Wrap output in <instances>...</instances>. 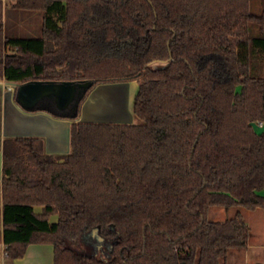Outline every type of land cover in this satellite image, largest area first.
Segmentation results:
<instances>
[{
  "label": "trees",
  "instance_id": "16d2710c",
  "mask_svg": "<svg viewBox=\"0 0 264 264\" xmlns=\"http://www.w3.org/2000/svg\"><path fill=\"white\" fill-rule=\"evenodd\" d=\"M41 12L39 36L0 25V78L92 80L74 106L70 152L41 139L3 149V240L10 258L34 243L54 264H222L253 233L241 210L211 220L212 207L264 209V7L252 0H17ZM11 49V50H10ZM166 64H155V62ZM138 82L137 123L80 121L99 84ZM42 206V212L35 211ZM57 215L58 220L50 218ZM108 254L78 253L66 238L91 230Z\"/></svg>",
  "mask_w": 264,
  "mask_h": 264
},
{
  "label": "crops",
  "instance_id": "0c3cea01",
  "mask_svg": "<svg viewBox=\"0 0 264 264\" xmlns=\"http://www.w3.org/2000/svg\"><path fill=\"white\" fill-rule=\"evenodd\" d=\"M16 1L0 0V25L4 26L6 33H8V20L11 16L15 21L25 18L26 21H30V17L34 15V13L31 15L19 13L21 11L13 7ZM41 22L42 17L40 28ZM137 83V81H131L99 84L89 93L83 103L79 120L102 123H137L138 119L133 112V99L135 98L133 95L137 92ZM13 84H15L14 89L11 88ZM15 91L16 83L0 78V264H54L55 248L50 243L30 244L25 255L20 258H10L6 253L3 240V149L4 142L8 138L34 137L42 140L47 154L64 156L71 149L70 133L73 121L56 117L46 111L24 110L16 101ZM42 209V206L35 207L37 213H41ZM50 220L56 222L57 215H53ZM250 246L248 243L247 248ZM258 263L261 264V262Z\"/></svg>",
  "mask_w": 264,
  "mask_h": 264
},
{
  "label": "rangeland",
  "instance_id": "374dc122",
  "mask_svg": "<svg viewBox=\"0 0 264 264\" xmlns=\"http://www.w3.org/2000/svg\"><path fill=\"white\" fill-rule=\"evenodd\" d=\"M264 7V0H252V8L255 12H261ZM21 12L31 15L33 12ZM22 15V14H19ZM21 17V16H20ZM19 17V18H20ZM42 13L35 12L30 21L25 19H18L15 21L12 16L8 20V34L10 36H39L40 21ZM22 18V17H21ZM11 50V49H10ZM264 75V69L258 71ZM138 84V83H137ZM136 88V87H135ZM137 89V88H136ZM135 92V91H134ZM135 96V93L133 97ZM134 100V99H133ZM264 194V191L262 192ZM241 210L243 217L250 226L253 233L249 240L250 247L243 250H230L227 259L222 264H264V209L248 210L236 207H212L209 211L208 217L211 220H226L236 215V212ZM111 238L99 233L98 229L86 232L78 237L66 238L67 246L73 248L78 253L95 254L100 258H105L109 251Z\"/></svg>",
  "mask_w": 264,
  "mask_h": 264
},
{
  "label": "water",
  "instance_id": "95a60500",
  "mask_svg": "<svg viewBox=\"0 0 264 264\" xmlns=\"http://www.w3.org/2000/svg\"><path fill=\"white\" fill-rule=\"evenodd\" d=\"M155 64L166 63L158 61ZM92 86V80H31L16 83L15 98L27 111L35 110L43 100L50 99L59 112H65ZM252 126L258 135L264 132V124L252 123Z\"/></svg>",
  "mask_w": 264,
  "mask_h": 264
},
{
  "label": "built area",
  "instance_id": "2783aa9c",
  "mask_svg": "<svg viewBox=\"0 0 264 264\" xmlns=\"http://www.w3.org/2000/svg\"><path fill=\"white\" fill-rule=\"evenodd\" d=\"M13 85H14V86H11L12 89H14V87H15V84H13ZM260 125H262V123H260Z\"/></svg>",
  "mask_w": 264,
  "mask_h": 264
}]
</instances>
